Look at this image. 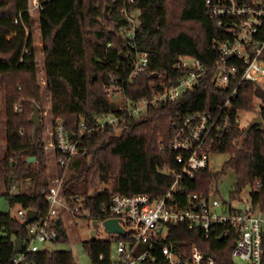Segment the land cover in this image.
Instances as JSON below:
<instances>
[{
    "label": "trees",
    "instance_id": "1",
    "mask_svg": "<svg viewBox=\"0 0 264 264\" xmlns=\"http://www.w3.org/2000/svg\"><path fill=\"white\" fill-rule=\"evenodd\" d=\"M120 1H46L40 16L52 124L61 121L70 138L80 139V152L67 169L56 164L58 177L62 178L61 193L72 207L81 204L76 215H86L91 222L106 216L103 209L115 194L158 196L165 193L174 177L161 169L166 165L180 167L175 160L177 153L169 146L175 133L172 121L194 112L214 110L232 90V87L219 89L211 79L218 58L215 41L225 40L229 34L208 16L205 0H135L134 7L141 11L136 48L130 47L118 32L127 22L121 14ZM31 18L28 0H0V76L8 78L5 82L8 87L16 81L22 88L19 91L14 87L7 112V145L0 159V181L6 188L1 193L11 206L19 204L45 214L49 202L42 192L53 185L55 174L50 169L43 142L35 143L33 132L29 131L32 123L27 116L19 118L13 110V103L25 98L32 99L26 102L25 113L29 112L31 103L41 104L43 98L37 81L38 61ZM101 19L110 25L94 31L93 54L87 63L85 28L95 27ZM13 33L15 36L8 38ZM137 49L147 51L150 70L160 76H170L172 84L178 75L175 60L180 56L200 59L208 66L209 76L200 88L178 102L150 106L142 117H130L122 112L119 103L110 101L107 86L114 76L120 81L129 78L132 61L125 59V54L128 50L135 54ZM152 80L141 75L133 82L124 83V96L132 100L150 96L156 89ZM235 103L243 112H255V118L262 117L263 123L247 138V127L232 129L223 146L213 151L229 155L222 169L214 171L207 167L195 172L183 182L185 193H209L217 187L226 169L232 167L237 175V190L231 199L238 198L242 189H249L252 203L264 213V89L245 81L238 87ZM104 113L117 115V124L94 128L81 137V122L93 127L97 115ZM29 157H36V161L28 162ZM12 185L17 186L13 193L10 192ZM56 229L55 243L69 240L61 215ZM27 237L28 228L23 222L10 212L0 211V264H9L18 252L16 240L26 241ZM237 239L234 234L223 239L206 238L202 229L183 225L171 228L169 233V240L178 248L197 244L219 264H238L232 255ZM111 243L95 237L83 242L92 264L100 255L110 254ZM27 260L34 264H76L72 251L55 249L30 253Z\"/></svg>",
    "mask_w": 264,
    "mask_h": 264
},
{
    "label": "built area",
    "instance_id": "2",
    "mask_svg": "<svg viewBox=\"0 0 264 264\" xmlns=\"http://www.w3.org/2000/svg\"><path fill=\"white\" fill-rule=\"evenodd\" d=\"M46 1L52 0H28L29 12L38 10L41 16ZM120 2L121 14L127 22L118 32L130 47L136 48L141 11L134 7L135 0ZM205 6L208 16L229 34L227 39L215 41L218 58L211 79L219 89L232 87V90L214 110L194 112L172 121L175 133L169 146L177 153L175 160L180 167L166 165L161 169L174 177L165 193L158 196L144 193L113 195L108 207L103 209L106 216L96 220L94 236L98 240H111V251L108 256L100 255L94 264H219L197 244L178 248L169 240L170 229L181 225L202 229L206 238L223 239L237 235L232 254L234 260L238 264H264L263 213L254 206L251 198L243 199L237 195L236 199L222 201L218 197V187L209 193H185L184 180L209 167L210 156L223 146L230 131L243 127V111L235 103L238 87L250 81L264 89V0H205ZM130 58L129 78L120 81L114 76L107 86L110 101L119 103L122 112L130 117H142L150 106L178 102L184 95L200 88L209 76L208 66L191 55L175 60L174 68L178 72L175 84L170 76H160L150 70L147 51L137 49L134 54L128 50L125 59ZM141 75L152 78L151 84L156 89L150 96L138 100L126 98L124 83L133 82ZM118 120L117 115L104 113L97 115L93 127H87L82 121L79 127L81 137L94 128L116 125ZM50 135L49 145L54 155H58L57 164L66 170L72 158L80 152V139L70 138L61 121L53 125ZM61 187L62 178L58 177L48 191L42 192L49 202V209L45 214L38 211L37 218L26 225L27 240L22 241L9 264H34L28 262L27 256L53 248L58 238L56 224L61 213L69 210L77 216L81 204L72 207L62 195ZM16 188L12 185L10 192ZM30 209L33 208L20 207L16 218L24 222ZM109 219H117L125 233L109 232L105 225ZM101 230H105L107 238L102 237Z\"/></svg>",
    "mask_w": 264,
    "mask_h": 264
},
{
    "label": "rangeland",
    "instance_id": "3",
    "mask_svg": "<svg viewBox=\"0 0 264 264\" xmlns=\"http://www.w3.org/2000/svg\"><path fill=\"white\" fill-rule=\"evenodd\" d=\"M31 31L33 34V42L36 48V55L38 61L37 67V81L40 85L42 96L41 104V118L42 125L38 131L37 141L40 140L43 142L44 149L48 152L49 157V166L51 171L55 174L54 180L58 178L59 174L56 171L57 169V159L54 156L52 149L50 148L51 142V131L53 128L52 124V114H51V96L47 89L46 84V76H45V68H44V51H43V42L41 38V27H40V14L38 10H32L31 12ZM99 23L95 27L86 26V62L89 63V58L93 54V42L95 41L94 31L99 28L107 29L109 27V22H106L104 19L98 20ZM29 30L27 31V33ZM15 36V33L9 35L8 38H12ZM91 43V44H90ZM89 70L92 69V66H89ZM8 80L7 77L0 76V159L4 156L6 152V117L8 108L10 106V100H12V96L14 95V87L17 86V89L21 91V83H17L16 81L9 87L5 84ZM122 99V98H121ZM120 100V98H119ZM32 102V99L25 100V98L16 101L13 103V110L17 112V116L19 118L27 119L30 122V118L33 114V104L30 105L29 112L25 113L26 110V102ZM243 126L247 127L249 123L256 117L255 112H242L241 113ZM29 131L33 132V124L29 126ZM229 155L225 153H217L210 156L209 159V168L214 171H220L224 166V163L228 160ZM237 175L235 170L232 167L226 169L224 174L221 176L218 181V197L222 201H229L231 199V195L237 189ZM104 188V186H103ZM6 188L4 187V183L0 181V211L1 212H10L12 216H17L18 210L20 209V205L16 204L11 206L8 199L2 195L1 192H5ZM238 196L243 199H250V193L246 189H242ZM61 217L65 223V227L68 231L69 240L64 243H55L53 244V249L55 250H67L72 251L76 264H92L91 256L88 251L84 248L83 242L85 240L90 239V232L93 229L91 220H88L87 216H74V214L65 210L61 213ZM262 218L264 220V213L262 214ZM264 227V223H263ZM101 234L103 238H107L108 235L105 230H101Z\"/></svg>",
    "mask_w": 264,
    "mask_h": 264
},
{
    "label": "water",
    "instance_id": "4",
    "mask_svg": "<svg viewBox=\"0 0 264 264\" xmlns=\"http://www.w3.org/2000/svg\"><path fill=\"white\" fill-rule=\"evenodd\" d=\"M106 11H107V7H106ZM30 122L33 124V138H34V142H37V137H38V131L42 125V118H41V107L39 106V104L34 103L33 104V114L30 118ZM263 123V118L262 117H257L255 119H253L249 125L247 126L246 130H245V137L247 138L249 133L256 127L260 126ZM36 161V157H29L28 158V162H35ZM38 216V211L35 209H30L28 211L27 214V218L26 220L23 222L24 225H28L31 221L35 220ZM97 225V221H93L92 222V226L93 229L90 232L91 238H93L95 236L96 233V227ZM106 228L109 232L111 233H120V234H124L125 231L121 228V226L118 224V220L117 219H109L105 222ZM22 245V240L17 239L16 240V249H20ZM52 248H49V251H52Z\"/></svg>",
    "mask_w": 264,
    "mask_h": 264
}]
</instances>
